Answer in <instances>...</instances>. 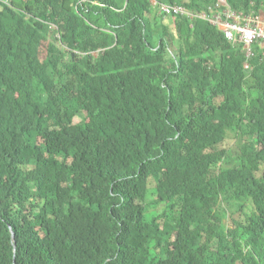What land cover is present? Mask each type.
<instances>
[{"label": "trees", "instance_id": "trees-1", "mask_svg": "<svg viewBox=\"0 0 264 264\" xmlns=\"http://www.w3.org/2000/svg\"><path fill=\"white\" fill-rule=\"evenodd\" d=\"M217 2L0 0V264H264V48L159 11Z\"/></svg>", "mask_w": 264, "mask_h": 264}, {"label": "built area", "instance_id": "built-area-1", "mask_svg": "<svg viewBox=\"0 0 264 264\" xmlns=\"http://www.w3.org/2000/svg\"><path fill=\"white\" fill-rule=\"evenodd\" d=\"M159 11L169 15L181 14L205 19L220 30L228 41L241 44L246 57L251 55L253 43L264 48V17L262 14L236 12L227 5L226 0H218L214 7L208 8V12L192 14L182 5L164 3L159 5ZM245 67L247 68V64Z\"/></svg>", "mask_w": 264, "mask_h": 264}, {"label": "rangeland", "instance_id": "rangeland-1", "mask_svg": "<svg viewBox=\"0 0 264 264\" xmlns=\"http://www.w3.org/2000/svg\"><path fill=\"white\" fill-rule=\"evenodd\" d=\"M155 2V1H154ZM80 120V118L79 117H75L74 118V122L76 123V122H78ZM229 136H231V135H229ZM235 142V140L234 139H231L227 144H226V146L228 147V146H231L233 143ZM149 202V201H148ZM236 207H230L229 209H228V211H227V216L224 218V225L226 226V227H231L232 225H231V217L233 216V217H239L240 216V212L239 211H237L236 209H235ZM164 209V205L163 204H160V205H156V206H151V207H149V208H147L146 209V212H148V213H151L152 211H156V210H163Z\"/></svg>", "mask_w": 264, "mask_h": 264}, {"label": "water", "instance_id": "water-1", "mask_svg": "<svg viewBox=\"0 0 264 264\" xmlns=\"http://www.w3.org/2000/svg\"><path fill=\"white\" fill-rule=\"evenodd\" d=\"M12 238H13V235H12Z\"/></svg>", "mask_w": 264, "mask_h": 264}]
</instances>
